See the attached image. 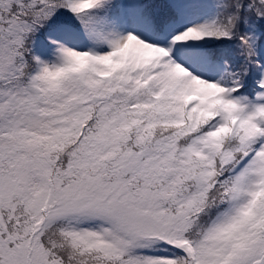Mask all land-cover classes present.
Returning <instances> with one entry per match:
<instances>
[{
    "label": "snow or ice",
    "instance_id": "6c2138e0",
    "mask_svg": "<svg viewBox=\"0 0 264 264\" xmlns=\"http://www.w3.org/2000/svg\"><path fill=\"white\" fill-rule=\"evenodd\" d=\"M0 264H264V0H0Z\"/></svg>",
    "mask_w": 264,
    "mask_h": 264
}]
</instances>
